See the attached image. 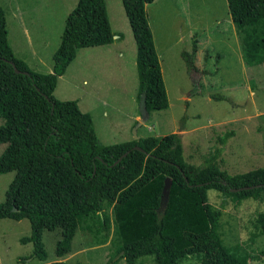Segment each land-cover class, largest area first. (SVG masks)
<instances>
[{
  "label": "trees",
  "instance_id": "16d2710c",
  "mask_svg": "<svg viewBox=\"0 0 264 264\" xmlns=\"http://www.w3.org/2000/svg\"><path fill=\"white\" fill-rule=\"evenodd\" d=\"M136 43L139 81L137 102L150 113L169 108L161 61L147 7L156 0H121ZM242 46L264 48V0H227ZM0 6V175L15 177L0 204V220H28L33 258L46 263V231H61L57 258L72 253L78 217L99 213L110 234L112 253L127 264H182L196 257L201 264H250L254 257L237 244L228 247L220 233L222 210L209 200L214 190L236 206L264 200V167L230 175L217 166L198 167L185 159L182 136L147 137L105 146L99 144L90 114L77 101L54 97L58 82L85 48L114 43L106 0H79L68 16L52 73H35L18 60L8 42ZM122 36V35H119ZM195 38V37H193ZM200 47L183 54L190 71ZM209 58V57H207ZM14 63L21 73H17ZM234 136L227 133L221 145ZM218 156L221 149L216 150ZM233 190H238L234 192ZM167 200L163 202L165 192ZM253 241L264 237V212L256 214ZM264 255V248L260 251ZM151 258L152 262L141 261ZM259 259V258H258Z\"/></svg>",
  "mask_w": 264,
  "mask_h": 264
},
{
  "label": "rangeland",
  "instance_id": "374dc122",
  "mask_svg": "<svg viewBox=\"0 0 264 264\" xmlns=\"http://www.w3.org/2000/svg\"><path fill=\"white\" fill-rule=\"evenodd\" d=\"M79 0H0L6 20L8 42L16 58L35 73H52L53 56L59 48L65 22ZM114 35L126 38L128 90L122 87L121 60L111 49L101 47L78 51L67 73L60 78L54 97L77 101L83 113L93 119L99 144L110 146L138 137H165L178 133L186 161L194 166H217L230 175L264 167V48L244 49L233 25L227 0H156L147 7L165 86L169 108L153 112L143 123L137 102L138 76L136 43L121 0H106ZM25 26V28H24ZM195 37V38H193ZM31 40V42H30ZM200 47L190 71L183 54L191 53L194 41ZM31 46L34 52H31ZM36 57V58H35ZM38 57V59H37ZM209 57V58H207ZM112 62V63H109ZM119 74L121 75L119 77ZM4 124L0 118V126ZM234 132L224 145L227 133ZM221 149V155L216 150ZM6 145H0V156ZM15 172L0 175V204ZM165 192L163 202L167 200ZM210 203L222 210L220 233L228 247L243 245L254 257L250 264H264V237L253 241L256 214L264 212V200L254 199L236 206L220 193L209 191ZM110 234L104 231L99 213L78 217V232L72 253L57 258L61 231H46L43 241L46 263L127 264L115 256L111 240L115 230L112 209ZM31 234L28 220H0V264H43L33 258L32 244L20 240ZM152 262L151 258L141 261ZM182 264H201L191 257Z\"/></svg>",
  "mask_w": 264,
  "mask_h": 264
},
{
  "label": "crops",
  "instance_id": "0c3cea01",
  "mask_svg": "<svg viewBox=\"0 0 264 264\" xmlns=\"http://www.w3.org/2000/svg\"><path fill=\"white\" fill-rule=\"evenodd\" d=\"M24 28H25V26H24ZM120 35H122V36L117 37V41L115 40L114 43H112L111 45H108V46H101V48L102 49H111V48H113L110 51H113L115 55L119 56V58L121 60V63H120V66L118 67V70H119V72L122 71V74H123L122 81H121L122 87L125 90H128L129 88H128V85H127V81H128V78H129L130 74L127 71L124 70V67L126 66V63H128V62L125 61V59H126V43H125L126 38H125L124 34H120ZM132 36H133V34H132ZM30 42H31V40H30ZM31 52H34V49H33L32 46H31ZM37 59H38V57H37ZM109 63H112V62H109ZM134 65L137 66L136 61H134ZM120 76L121 75L119 74V77Z\"/></svg>",
  "mask_w": 264,
  "mask_h": 264
},
{
  "label": "water",
  "instance_id": "95a60500",
  "mask_svg": "<svg viewBox=\"0 0 264 264\" xmlns=\"http://www.w3.org/2000/svg\"><path fill=\"white\" fill-rule=\"evenodd\" d=\"M116 39H117V37H116ZM12 65H13V67H14V69H15V71L17 72V73H21V71L20 70H18L17 69V67H16V65L14 64V63H12ZM142 119H143V123H147L149 120H150V113L147 111V109L146 108H144V111L142 112ZM141 126V125H140ZM139 126V127H140ZM138 127V128H139ZM138 128H136L135 129V131H134V134H135V140H139L140 138L138 137V135H137V130H138ZM234 192H237L238 190H233Z\"/></svg>",
  "mask_w": 264,
  "mask_h": 264
}]
</instances>
